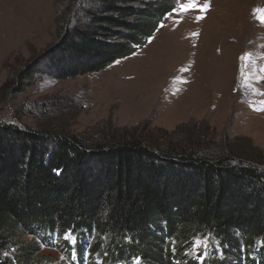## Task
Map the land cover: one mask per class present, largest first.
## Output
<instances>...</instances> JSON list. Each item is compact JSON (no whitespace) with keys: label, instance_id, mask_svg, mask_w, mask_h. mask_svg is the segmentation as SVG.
Instances as JSON below:
<instances>
[{"label":"trees","instance_id":"trees-1","mask_svg":"<svg viewBox=\"0 0 264 264\" xmlns=\"http://www.w3.org/2000/svg\"><path fill=\"white\" fill-rule=\"evenodd\" d=\"M177 1L102 0L19 80L43 59L56 79L101 72L144 47ZM53 127L0 121V264H57L41 247L63 246L69 264L74 248L80 264L264 263L263 159L203 147L196 125L92 141ZM197 239L207 247L193 255Z\"/></svg>","mask_w":264,"mask_h":264},{"label":"rangeland","instance_id":"rangeland-1","mask_svg":"<svg viewBox=\"0 0 264 264\" xmlns=\"http://www.w3.org/2000/svg\"><path fill=\"white\" fill-rule=\"evenodd\" d=\"M190 3L177 1L144 47L101 72L56 79L43 59L30 79L19 80L104 5L0 0V121L34 131L54 126L86 141L109 133L160 139L196 125L203 147L234 144L264 161V0H196L197 8L183 11ZM195 247L193 255L207 245L197 239ZM41 250L69 264L64 246Z\"/></svg>","mask_w":264,"mask_h":264},{"label":"snow or ice","instance_id":"snow-or-ice-1","mask_svg":"<svg viewBox=\"0 0 264 264\" xmlns=\"http://www.w3.org/2000/svg\"><path fill=\"white\" fill-rule=\"evenodd\" d=\"M183 11H188L190 8H197L198 5L196 3V0H191V3L190 4H187V5H182L181 6ZM201 11H206L207 9L206 8H200ZM163 26V25H162ZM57 172V174H59V170H55ZM106 214V213H105ZM64 239L66 240H69V242L72 244V245H75L76 244V238L75 236L71 233V232H67L64 236ZM201 245H197V247H200ZM132 264H140V260L139 258H134ZM201 264H203V259L201 257Z\"/></svg>","mask_w":264,"mask_h":264}]
</instances>
